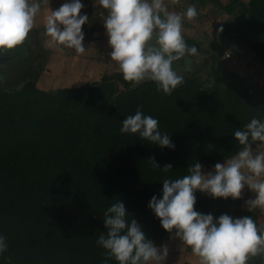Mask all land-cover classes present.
I'll return each mask as SVG.
<instances>
[{
  "label": "trees",
  "instance_id": "obj_1",
  "mask_svg": "<svg viewBox=\"0 0 264 264\" xmlns=\"http://www.w3.org/2000/svg\"><path fill=\"white\" fill-rule=\"evenodd\" d=\"M236 4L242 17L224 22L222 32L264 68V0H179L173 9L212 6L231 14ZM44 60L40 51L37 64L13 79L14 89H0V236L7 243L0 264H104L105 250L96 240L107 231L104 213L117 200L160 247L174 232L162 229L148 204L153 196L162 198L163 180L182 178L195 162L204 172L224 163L240 147L234 132L253 118L264 121V92L254 98L255 88L246 83L253 75L244 79L214 68L206 79L184 76L183 85L165 96L153 82L132 85L114 72L45 92L36 87ZM138 106L159 121L174 149L120 132ZM150 157L161 170L148 163ZM167 164L171 171H162ZM194 195L199 213L251 216L260 227V213L243 208L241 199Z\"/></svg>",
  "mask_w": 264,
  "mask_h": 264
},
{
  "label": "clouds",
  "instance_id": "obj_2",
  "mask_svg": "<svg viewBox=\"0 0 264 264\" xmlns=\"http://www.w3.org/2000/svg\"><path fill=\"white\" fill-rule=\"evenodd\" d=\"M96 3L107 12L103 26L111 49L110 60L118 66L124 81L137 86L153 82L156 91L165 96L183 85L184 73L192 69L190 57L199 55L195 46H188L183 35L184 21L193 22L198 16L195 5L178 13L170 11L169 6L179 0H96ZM43 4L47 5L45 46L85 55L82 26L89 17L81 14L84 5L80 0L65 2L56 10L48 7L49 0H43ZM41 10L38 0H0V57L27 43ZM181 61L182 64L178 63ZM120 132L135 134L160 148L175 147L169 134L160 131L159 121L145 115L141 106L134 115L122 120ZM233 136L240 147L224 163L215 164L214 170L205 174L203 165L195 162L182 178L164 179L162 198L153 196L148 204L162 229L174 232L175 238L191 250L197 264H254L257 258L264 264V229L251 216L233 218L221 214L214 219L211 213L202 214L194 209L196 192L213 199L238 200L247 187L254 193V198L245 202L248 211L258 208L264 212V151L253 148L257 142L264 146V121L253 118ZM148 163L160 169L155 157H150ZM171 168L167 164L162 171L169 172ZM129 217L118 200L104 213L107 231L96 240L105 250L104 264L109 259L116 264H165L167 245L157 247L146 238L141 225ZM6 250V238L0 236V254Z\"/></svg>",
  "mask_w": 264,
  "mask_h": 264
},
{
  "label": "crops",
  "instance_id": "obj_3",
  "mask_svg": "<svg viewBox=\"0 0 264 264\" xmlns=\"http://www.w3.org/2000/svg\"><path fill=\"white\" fill-rule=\"evenodd\" d=\"M38 2H41L42 10L36 18V27L31 31L27 43L8 56L2 57L0 64L1 80L9 79L12 81L18 79L26 69L37 64V56L40 51L45 55V60L42 63L43 71L38 78L36 87L45 92H54L57 89L79 87L84 84L98 82L106 74L107 68L118 71V66L110 60L111 49L108 46V38L103 25L93 33L89 32L86 24L82 26V32L84 33L83 45L87 50L83 56H78L74 50L65 49L61 52L55 48L46 47L44 43L46 39L44 35V18L47 15V5L43 4V0H38ZM65 2H71V0H49L48 7L51 10H56ZM259 71L262 72L261 69ZM235 72L241 75L240 72ZM253 91L255 94L263 93L264 89L259 91V88H255ZM253 148L258 152L264 151V146ZM248 192L251 191L248 190ZM252 194V198L250 196L246 198L242 196L243 199L241 198L242 207L247 210L245 202L254 198V193ZM252 211L260 213L258 222L260 228L264 229V212L258 208ZM176 240L172 234L171 237L164 240L166 243L162 245H169L167 241Z\"/></svg>",
  "mask_w": 264,
  "mask_h": 264
},
{
  "label": "rangeland",
  "instance_id": "obj_4",
  "mask_svg": "<svg viewBox=\"0 0 264 264\" xmlns=\"http://www.w3.org/2000/svg\"><path fill=\"white\" fill-rule=\"evenodd\" d=\"M237 1L246 4L249 0ZM223 3L228 4V0H223ZM173 7L174 5H170L169 10L175 11ZM196 9L198 11V16L195 21H184L183 35L185 39H193L195 43L198 44L196 48L199 55L190 57L193 62L192 69L191 71L184 73V76H198L201 79H206L212 75V69L214 68L221 70L231 69L229 71L234 70L240 72L244 79L246 77L245 73L253 75L248 78L246 77L247 85L259 88V91L260 89L263 90L264 68L253 62L254 58L252 54H250L245 47L237 49L221 31L222 24L224 22H236L242 17L241 9L238 7V4L233 6L231 14H227L212 6ZM87 11L88 9L86 10V8L83 7L81 13L84 14ZM178 63L182 64L183 62L181 61ZM176 66L177 65L174 64L173 68L175 69ZM260 69L262 72L259 71ZM114 72H120L119 68L118 71L113 68H107L106 70V74H112ZM15 87L16 85L14 84V80H0V89H14ZM254 94L255 92L251 94L252 97H254ZM255 95L256 98H260L262 93H257ZM213 170L214 168L207 169L205 174ZM246 189L244 188L242 196L244 198L248 196L251 197L253 194L248 192V189ZM173 237H175L174 233ZM167 242H169V245H167L169 254L165 264H197V259L191 254V250L184 247L179 239ZM163 243H166V241H163Z\"/></svg>",
  "mask_w": 264,
  "mask_h": 264
},
{
  "label": "built area",
  "instance_id": "obj_5",
  "mask_svg": "<svg viewBox=\"0 0 264 264\" xmlns=\"http://www.w3.org/2000/svg\"><path fill=\"white\" fill-rule=\"evenodd\" d=\"M80 2L84 5L87 11V16L89 17L88 23H86L87 27L95 28L96 30L103 25V16H107V12L100 8L96 0H80Z\"/></svg>",
  "mask_w": 264,
  "mask_h": 264
},
{
  "label": "water",
  "instance_id": "obj_6",
  "mask_svg": "<svg viewBox=\"0 0 264 264\" xmlns=\"http://www.w3.org/2000/svg\"><path fill=\"white\" fill-rule=\"evenodd\" d=\"M154 42V41H153ZM1 61H2V57H0V64H1ZM1 80V79H0ZM147 82V81H146ZM143 84V83H142ZM141 85V84H140ZM139 86V85H138ZM254 264H261V260L260 258H257L255 261H254Z\"/></svg>",
  "mask_w": 264,
  "mask_h": 264
}]
</instances>
